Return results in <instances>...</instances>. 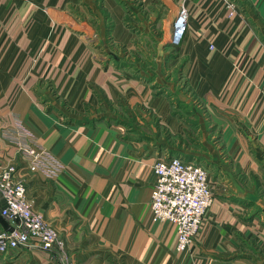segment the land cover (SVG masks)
I'll use <instances>...</instances> for the list:
<instances>
[{
  "label": "crops",
  "instance_id": "1",
  "mask_svg": "<svg viewBox=\"0 0 264 264\" xmlns=\"http://www.w3.org/2000/svg\"><path fill=\"white\" fill-rule=\"evenodd\" d=\"M134 28L161 32L154 63ZM29 140L50 173L18 155ZM162 152L205 169L213 198L182 253L149 218ZM0 167L63 243L0 264H264V0H0Z\"/></svg>",
  "mask_w": 264,
  "mask_h": 264
},
{
  "label": "built area",
  "instance_id": "2",
  "mask_svg": "<svg viewBox=\"0 0 264 264\" xmlns=\"http://www.w3.org/2000/svg\"><path fill=\"white\" fill-rule=\"evenodd\" d=\"M186 24L187 11L181 5L170 27L168 43L171 47L180 45ZM17 153L26 160L29 171L50 173L51 162L33 141L19 144ZM151 170L154 182L148 201L150 221L173 226L175 252H185L212 203L207 173L193 162L168 157L158 158ZM0 195L3 200L0 218L5 223V229L0 232V254L15 249L63 253L62 240L41 213L32 211L23 181L13 176L10 167H0Z\"/></svg>",
  "mask_w": 264,
  "mask_h": 264
},
{
  "label": "rangeland",
  "instance_id": "3",
  "mask_svg": "<svg viewBox=\"0 0 264 264\" xmlns=\"http://www.w3.org/2000/svg\"><path fill=\"white\" fill-rule=\"evenodd\" d=\"M134 3L135 2L129 1V4H132V5H130V7L133 8L135 11H137L140 8V6L139 5H135ZM120 4L123 6V8H124V6L127 5V4L123 5L124 4L123 2H120ZM149 7L153 8L154 6H149ZM131 8H129V6L124 8V13H125L124 14V19H125V21H127L128 23H130L131 26H132V25H135L136 24L135 22H138V18L136 17V14L137 13H134ZM144 9H145L144 10L145 15L147 17H149V18H147L148 20L151 19V18H154V13L152 12V10H150L149 8H144ZM162 14H163V12H162ZM158 18H161V15H160V17L158 16ZM155 21L154 20L152 22L149 21L147 23V25H151L152 26ZM131 32L137 37V39L139 38L138 39L139 41H142L143 40L145 42V46H142V50L141 51H143L145 48H148L147 49L148 51H147L145 57L144 58L142 57V59H141V61H142L141 63H143V62H144V64L154 63V59L155 58H153L151 55H148L147 56V54L150 53L149 49L153 48V45H152L153 40L152 39L153 38L160 39L161 32L160 31H155V30L151 32L149 28H147V31L146 32H143L141 29L138 31V30H136V28H134L133 31H131ZM165 32H166V35H167V26H165ZM167 50L165 49V51H167ZM134 53H136V52H133V53L131 52L130 55H136L137 54V53L136 54H134ZM163 53H164V51L162 52V54ZM167 54H164V56L162 58L164 59L165 57H167V60H168V58L169 59L172 58L171 51H168ZM118 60H120V59H118ZM119 63L121 64V62H119ZM169 76H173L174 77L175 74L166 73L164 77L169 78ZM181 111L182 112H185L184 110H181ZM160 154H161V157L173 158L172 156H169L167 153L163 154V152H162Z\"/></svg>",
  "mask_w": 264,
  "mask_h": 264
}]
</instances>
